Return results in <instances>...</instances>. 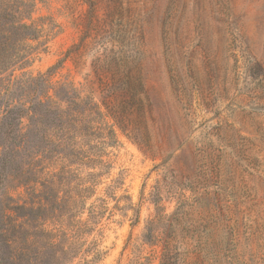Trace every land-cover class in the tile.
I'll return each mask as SVG.
<instances>
[{"label": "rangeland", "instance_id": "obj_1", "mask_svg": "<svg viewBox=\"0 0 264 264\" xmlns=\"http://www.w3.org/2000/svg\"><path fill=\"white\" fill-rule=\"evenodd\" d=\"M36 9L49 25L25 72L92 107L68 156L86 225L70 264H264V0Z\"/></svg>", "mask_w": 264, "mask_h": 264}, {"label": "trees", "instance_id": "obj_2", "mask_svg": "<svg viewBox=\"0 0 264 264\" xmlns=\"http://www.w3.org/2000/svg\"><path fill=\"white\" fill-rule=\"evenodd\" d=\"M38 3L44 0H0V264H70L86 228L68 156L78 157L81 116L86 112L88 124L92 107L79 111L74 89L53 82L50 72H25L49 25L33 18ZM11 189L23 192L14 199ZM193 252H185L184 264Z\"/></svg>", "mask_w": 264, "mask_h": 264}]
</instances>
